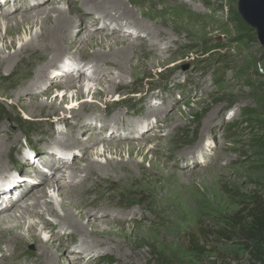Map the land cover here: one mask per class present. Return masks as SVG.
Instances as JSON below:
<instances>
[{
    "label": "rangeland",
    "instance_id": "374dc122",
    "mask_svg": "<svg viewBox=\"0 0 264 264\" xmlns=\"http://www.w3.org/2000/svg\"><path fill=\"white\" fill-rule=\"evenodd\" d=\"M83 1L98 5L100 0H69L71 4L68 9L64 2L60 5L66 9L65 16L68 19L74 12L85 15L80 23L81 29L85 32V25H92L94 22L90 16L95 17V13L92 11L85 13L80 7ZM149 1L150 4L143 10L160 11L162 6L159 0ZM176 1L185 5L186 12L195 14L183 15L184 21L178 24L177 35L171 27H163L162 30L175 41L168 45L169 51L165 49V45L159 43L161 49L158 60L162 63L159 64L156 60L149 64L150 61L147 58L146 67L135 69L137 72L132 76H138V78L134 80L129 75L117 78L116 71L109 70L105 73L106 77L100 79L101 85H97L96 82L88 80L91 65L83 69L84 60L80 62L78 69H82L87 76L84 77L85 79L80 78L76 84L92 87L90 94L87 93V89H84L83 99L90 102L91 93L96 89L100 93L108 92V96L106 98L98 96L96 107L85 110V114L96 118L92 120L91 127L87 125L84 130H81L83 127L81 120L72 123L74 125L70 126L72 133L70 138L72 143L76 138L84 144L92 143L96 135L92 129L95 125L99 126V121L111 122L110 119L115 113L128 112L126 118H120L117 122L116 126L119 124L121 126L126 121L138 119L139 116H148L149 105L158 107L161 111L158 123L144 127L142 132H138L137 140L129 142L134 145L143 144L146 150L150 151L146 160L143 161L144 169H148L153 161L162 166L165 172L179 175L182 185L178 192L185 206L172 209V211L176 209L179 216L177 218L173 216L169 231L161 241L159 240L161 234L155 235L152 228L157 227L162 218L151 214L147 209H142L143 213H139L138 204L135 201L137 197L130 192L140 184L139 171L136 169L133 171V182L130 180L127 184L116 178L105 181L104 177L99 175L101 172L97 171L81 182L87 186L82 193L83 197L90 196L95 200L100 198L110 209L118 210L115 214L128 215L129 213L125 227L128 226L127 224H137L143 219L147 221L146 225L138 227V234L131 236L127 243L121 239L122 252L127 255V258H124L118 250L111 252L97 250L101 252L98 261L85 263L84 259H75V256L79 255L75 254L73 249L79 242L77 240V244L73 243L75 245L71 249L72 237L76 236L72 231H61L55 216L49 212L29 213L25 216V227L29 223L39 225L36 228V234L40 240L43 243L47 240L51 241L53 253L59 250L58 264H248L249 258L245 245L233 227L232 218L238 214L243 218L253 201L259 198L264 199V45L257 39L256 30L250 28L241 19L237 9L238 0ZM33 4H39V2ZM25 5L26 3L20 4L21 7ZM27 5L29 6L30 3ZM7 8L8 5L5 6V4L0 6V16L7 17ZM129 8L136 11L130 5ZM18 9L12 11L13 14L10 15L13 17L26 13H22V10L18 13ZM31 12L34 10L29 12L30 18L33 17ZM11 16H8V20ZM98 26L103 27L101 23H98ZM95 28L91 27L90 32L97 34ZM120 38L134 40L128 37L118 39ZM22 39L21 33L6 36L8 43L12 40L15 42L14 49L3 51L0 44L1 55L12 54L20 47ZM109 39L113 41L111 37ZM98 50L99 48L87 49L86 55H92V52ZM102 51L107 52L108 49L105 47L100 50ZM27 61L26 57L17 60L11 76L8 75L10 70L0 69V91L5 88L6 92L15 93L13 86L7 87L27 69ZM53 76L54 74H49L48 81H52ZM111 78L114 84H119L115 92L112 91V84L109 83ZM49 88L48 83L45 87H40L33 95H36L39 101H45L44 92L48 90L50 93L48 104L55 97L60 104L65 95L62 106L71 108L75 105V101L71 102V100L77 94V89L72 87L67 93L55 87ZM3 96L1 93L0 131L6 132L7 137L5 140L0 137V181H5L17 171H22L25 162L36 159L41 151L45 152L44 149L48 150L49 154H53L50 149H55L58 157L63 159L66 150L61 142L59 143V133H68L72 114H68L70 112H65L63 109L50 115L45 112L42 115L35 113L31 117L17 104L15 97L6 99ZM63 116L66 117V122L60 123L57 127L56 121ZM146 120L149 123L152 118ZM164 121L166 123L161 125ZM98 126V131L101 132ZM159 126L164 128L155 133ZM154 133L155 136L151 138ZM130 137L133 138V132L130 133ZM113 142L108 140L102 144L108 146ZM122 146L127 150V146L124 144ZM24 147L29 148L25 157L22 154L26 152ZM97 147H90L87 151L72 147L73 150L79 151L71 153L77 154L76 159H72L70 165H65L63 162L56 164V166H62L60 172L48 174L47 182H45V176L33 174V170L27 166L26 173L32 174V180L40 186V190L45 189L47 184L51 185L54 180L66 182L64 178H61L62 173H75L77 182L86 175L80 169H86L88 161L95 160L93 163L98 162L104 165L105 161L110 160L108 155L102 158L97 157L95 155ZM190 151H193L192 156L187 155ZM119 158L114 156V160ZM122 158L127 160L126 153L123 152ZM135 161L142 162V158L137 157ZM16 184L9 185L11 187L9 190ZM46 195V198L38 201L42 205L46 202L53 208L56 216L62 217L64 209L59 204L63 199L60 192L53 193L50 188L46 189ZM63 202L68 203L66 200ZM32 204L33 201L28 197L20 202L21 207H30ZM84 205L82 210L88 207L95 208L94 205ZM118 205L122 209L117 208ZM101 206L104 207V205ZM126 207H129L128 211L123 210ZM67 209L76 214L75 210L69 206ZM103 214L101 212V215ZM169 216L172 218L171 214H168ZM43 222L48 223L47 229H43L40 224ZM10 225L13 223L2 227ZM103 227L106 228V226ZM17 233L27 234L25 229ZM136 243L141 246L131 251ZM61 244L64 245L63 250H61ZM85 246L90 247L88 244ZM9 248L8 244L0 245V262L3 261V264H32L34 256L38 254L34 250V245L28 241L19 250L18 259H3L10 255Z\"/></svg>",
    "mask_w": 264,
    "mask_h": 264
},
{
    "label": "bare ground",
    "instance_id": "6f19581e",
    "mask_svg": "<svg viewBox=\"0 0 264 264\" xmlns=\"http://www.w3.org/2000/svg\"><path fill=\"white\" fill-rule=\"evenodd\" d=\"M166 1L167 0H159L162 6L160 11L143 10L146 5L150 4L149 0H100L98 5L83 1L80 7L85 13L88 11L95 13V17L90 16V19L94 22L92 25L86 24V30L84 32L81 29L82 26L80 27V23L84 20L85 15L82 16L79 15L78 12H74L69 19L65 16L66 9L60 5V3L64 2V4H67L68 9L71 4L69 0H0L1 7L4 4L5 6L8 5L6 11L7 17L4 18L0 16V44L2 50L14 49L15 42L12 40L8 43L6 41V36H13L17 33L23 35L22 44L12 54L2 56L0 52V69L6 68L10 70V74L8 75L11 76L15 70L14 65H16L15 63L17 60L20 58L23 59L24 57L28 60L26 64L27 69L22 71L17 79L15 78L16 80L7 87L10 88L13 86L15 93H8L5 91V88H3L0 94L2 93V95H4L3 97L6 99L15 97L17 104L31 117L35 113L42 115L45 112L50 115L51 113H56L63 109H65V112L69 111L70 113L68 114H72V122L67 129L69 134L59 133V143L61 142L66 152H70L71 154L79 152L77 150L78 148L87 151L90 147L99 146L95 148V155L97 157L102 158L106 155L110 156V160L105 161L104 165L98 162L93 163L95 160L88 161L85 166L86 169H80V171L86 173V175L77 182L75 181V173H62L61 178H64L66 182L63 183L54 180L51 185L47 184L45 189L40 190V186L32 180V174L26 173L28 169L26 166L33 170V174L45 176V182H47L49 179L48 174L52 175L53 172H60L62 166H56V164L63 162L65 165H70L71 162V160L66 161L64 159L65 154L63 155V159L59 158L55 149H50L53 154H49L48 150L44 149L45 152L41 151L36 159L27 160L25 162L26 164H22V171H17V173H13V176L5 181H0V245H10L9 251L11 252L9 256H5L3 259H18L17 257L20 255L19 250L29 241L34 245V250L38 252V254L34 256L32 264H58L57 256L59 250L53 253L52 242L47 240L43 243L40 240L39 236L36 234V228L39 225L37 223H29L25 227V216L35 211L38 213H40L39 211L49 212L51 215L55 216L57 225L60 227L61 231H72L74 235H76L72 237L71 244V249L75 247L73 251L75 254L79 255L75 256V259H84L86 261L85 263L96 262L101 253L97 250L109 252L118 250L124 258H127V255L122 252L121 239L127 243L131 236H136L138 234L139 230H137V228L145 226L147 221L144 219L142 221L139 220V223L127 224L128 226L125 227L124 224L128 221L129 213H127L128 215H126V213L120 215L118 213L115 214L118 210L115 211L114 208L110 209L100 198L99 200H95L90 198V196L89 198L83 197L82 193L87 189V186L81 184V182L88 179L90 175L97 171L101 172L99 175L104 177L103 180L105 181L116 178L118 181L124 182L125 184L130 180L132 181L133 171L135 169L139 171L140 184L138 183L139 185L130 192L137 197L135 201L138 204L137 209L139 213L143 211L142 209H147L151 214L162 218L159 225L152 228V232L155 235L159 236V233L161 234L159 240L162 241L164 239L162 237L169 231L168 228L172 223V219H174L173 216H176V218L179 216L176 209L185 206L178 192V189L182 185L179 175L165 172L162 166L153 161L149 164L148 169H144L143 161L146 160V156L150 151H147L145 148L146 146L143 144H130L131 141L134 142V140H137L138 132H142L144 127H149L150 124L155 125L158 123L161 115V111L158 110V107L152 104L149 105V108H147L148 116H139L138 119L126 121V123L121 124V126L120 124L116 126L118 125L117 122L120 121V118H126V113L128 112H124V114L121 112L115 113L110 119L111 122L99 121V126L95 125L92 129L94 134H96L92 139V143L84 144L78 141V138L72 143L70 138V135H72L70 126L74 125L72 123L81 120V123H83L81 130H84L87 125L91 127V125H93L92 120H96V118L93 115L85 114V110L96 107L98 96H103L105 98L108 96V92L100 93L96 89L91 93L92 100L90 102L83 99L85 95L84 89H87V93L90 94L92 87L76 84L80 78L87 76L84 75L82 69H78L80 62L84 60L83 62L85 65L83 69L91 65V74L88 76V80L89 82H96L97 85H101L102 81L100 82V79L104 78V76L106 77L105 73L109 70L116 71L117 78L125 77V75H129L133 80L138 78V76L133 77L132 75L137 72L135 69L137 70L139 67L143 68L148 65L147 58L150 61L149 64L158 60V53H160L159 50L161 49L159 43L165 45V49L169 51L170 48L168 45L175 41L169 34H166L162 30L163 27H171L173 32L177 35L179 32L178 24L180 21H184L183 15L193 16L195 14L186 12V7L183 3H178L176 0L172 2ZM34 2L43 4H33ZM23 3H26V5L21 7L20 4ZM27 3H30V5L28 6ZM129 5L135 8L136 11L133 9L131 10ZM91 6L92 8H90ZM17 8H19L17 10L18 13L21 10L22 13H26L24 15L19 14L12 17L10 14H13L12 11ZM31 10H34V12H31L33 13V15H31L33 17L30 18L29 12ZM8 16H11L9 20ZM145 20L151 21L152 23H147ZM98 23H101L103 27L100 28ZM91 27H96L95 31L97 34L90 32ZM73 30L74 32H72ZM108 37H111L113 41ZM119 37H123V39L126 37L131 39L134 38V40H121V38L118 39ZM105 47L108 51L100 52V50ZM94 48H99V50L94 51V53L92 52V55H86L87 49ZM87 59L89 60L87 61ZM158 62L160 64L161 61L158 60ZM49 74H54L52 81H48ZM48 83L50 88L55 87L66 92L72 87L77 89V94L72 97L73 99L71 100V102L75 101V105L71 108H64L61 103L65 101V95L62 97L60 104L56 101L57 97L52 99L50 104H48L47 100H49L50 95L48 90L44 92L45 101H39L38 97L33 94L40 87H45ZM109 83L112 84V91L115 92L119 84H114L112 78ZM25 103H27V107H25ZM26 108H29V110H26ZM147 118H152L151 122L148 123V120H146ZM65 122L66 117L63 116L56 121V126L58 127L60 123ZM164 123L166 122H161V125H164ZM97 126L101 128V132L98 131ZM162 128H164V126H159L155 133ZM132 132L133 138L130 137V133ZM155 133L151 135V138L155 136ZM0 137L5 140L7 137L6 132L0 131ZM108 140H113L114 142L112 144L109 143L110 145L107 144L108 146L102 144ZM121 141H127L128 143H123ZM3 143L1 145H3ZM123 144L127 146V150L122 146ZM72 147L77 148L76 151L73 150ZM24 148L26 152L22 154L25 157L29 148ZM123 152L126 153L127 160H123ZM191 153H193V151H190V153L188 152L187 155L190 154V156H192ZM114 156L120 158L114 160ZM137 157H141L142 162H136L135 159ZM72 159H76V156H73ZM48 161H50V164H48ZM17 180L20 181L17 182ZM15 183H17L16 186L9 190L11 188L9 185ZM50 188L53 193L60 192V196L63 198L59 203L60 207L64 209L62 217L56 216L53 208L46 202L43 203L44 205L39 202L46 198V189ZM26 197L32 200L33 204L30 207H21L20 202ZM64 200L68 201V203L65 204L63 202ZM84 204L94 205L95 208L88 207L82 210V207L85 206ZM101 205H104V207ZM68 206L74 209L76 214L68 211ZM174 207L176 209L172 211ZM117 208L121 207L118 205ZM128 208L129 207L123 208V210L128 211ZM101 212L104 214L101 215ZM168 214H171L172 218H170V216L168 217ZM41 216L43 215L41 214ZM9 223H13V225L2 227ZM40 224H42L43 229H47L48 223L43 222ZM103 226H106V228ZM24 229L26 230V235L17 233V231H24ZM176 231L178 232L179 230L176 228ZM76 241L79 242L78 245L73 244L76 243ZM85 244H88L90 247L85 246ZM140 246L139 243H136L132 246L131 251L137 248L139 249ZM63 247L64 245L61 244L62 249H60L63 250ZM22 252L23 251H21V253ZM0 264H3V261L0 262Z\"/></svg>",
    "mask_w": 264,
    "mask_h": 264
},
{
    "label": "trees",
    "instance_id": "16d2710c",
    "mask_svg": "<svg viewBox=\"0 0 264 264\" xmlns=\"http://www.w3.org/2000/svg\"><path fill=\"white\" fill-rule=\"evenodd\" d=\"M232 224L248 254V264H264V199L253 201L243 218L235 215Z\"/></svg>",
    "mask_w": 264,
    "mask_h": 264
},
{
    "label": "water",
    "instance_id": "95a60500",
    "mask_svg": "<svg viewBox=\"0 0 264 264\" xmlns=\"http://www.w3.org/2000/svg\"><path fill=\"white\" fill-rule=\"evenodd\" d=\"M237 9L241 19L256 30L257 39L264 45V0H238Z\"/></svg>",
    "mask_w": 264,
    "mask_h": 264
}]
</instances>
